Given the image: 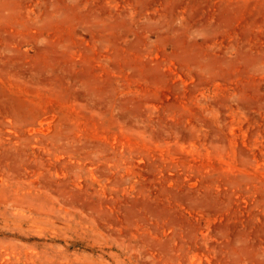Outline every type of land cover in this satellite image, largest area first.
Listing matches in <instances>:
<instances>
[{
    "label": "rangeland",
    "instance_id": "obj_1",
    "mask_svg": "<svg viewBox=\"0 0 264 264\" xmlns=\"http://www.w3.org/2000/svg\"><path fill=\"white\" fill-rule=\"evenodd\" d=\"M0 264H264V0H0Z\"/></svg>",
    "mask_w": 264,
    "mask_h": 264
}]
</instances>
